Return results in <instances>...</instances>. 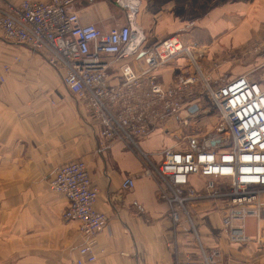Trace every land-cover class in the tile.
<instances>
[{"label": "crops", "instance_id": "crops-1", "mask_svg": "<svg viewBox=\"0 0 264 264\" xmlns=\"http://www.w3.org/2000/svg\"><path fill=\"white\" fill-rule=\"evenodd\" d=\"M153 5L143 3L144 8L137 6L134 12L128 6L129 16L118 0H78L75 8L83 24L105 31L131 24L134 13V27L144 32L148 46L177 37L195 47V65L184 57L159 71L165 86L198 77L195 97L186 105L215 107L200 89L204 79L215 87L241 75L264 79V69L255 71L264 67V0H182L174 5L176 14ZM119 8L125 17L113 18ZM160 10V17L154 18ZM8 65L11 73L0 94V264H70L78 256L86 240L81 225L63 220L68 201L49 187L60 166L77 160L88 165L91 181L100 190L96 208L108 217L96 235L94 264H176L192 255L183 223L175 225L155 180L143 174L140 152L104 137L97 114L66 88L43 53L6 41L0 30V76ZM132 66L141 71L142 58L134 59ZM26 73L47 87L33 107H26L33 95L22 81ZM108 80L120 86L118 64L109 70ZM62 94L76 101V107L49 103ZM133 99L139 97L128 95L129 102ZM179 123L171 117L159 119L146 137L137 139L139 148L147 154L175 146L183 150L184 127ZM152 158L162 161L159 155ZM128 177L135 185L124 190ZM259 252L264 261V248ZM239 255L241 263L245 255Z\"/></svg>", "mask_w": 264, "mask_h": 264}, {"label": "built area", "instance_id": "built-area-1", "mask_svg": "<svg viewBox=\"0 0 264 264\" xmlns=\"http://www.w3.org/2000/svg\"><path fill=\"white\" fill-rule=\"evenodd\" d=\"M77 1L0 0L4 39L43 53L59 71L66 88L97 114L103 136L140 152L143 174L155 180L176 226L190 214L187 205L224 201L229 240L240 245L251 243L245 233V218L255 215L257 241L264 248V79L256 81L241 75L217 87L211 86L209 78L204 79L203 89L219 110L216 131L204 143L189 138L190 146L183 150L175 146L147 154L139 148L137 139L146 137L159 119L171 117L185 127L195 115L190 112L193 106L186 103L195 97L198 77L190 75L176 85L165 86L159 80V71L184 57L195 65L196 48L185 46L177 37L148 46L144 32L134 27L133 20L109 31L92 23L83 24L75 8ZM138 57L143 61L139 72L132 66ZM115 64L122 76L120 86H112L108 80ZM10 72L9 65L3 67L0 94ZM128 95L139 99L129 102ZM118 107L122 108L120 112ZM155 155L162 157L160 163L154 162ZM198 181L204 185L200 187ZM134 185V179L128 177L122 186L127 190ZM49 187L68 201L63 220L79 222L86 237L70 264H94L96 235L107 226L108 217L96 208L100 190L91 181L88 165L80 160L65 163L57 169ZM213 263V257L204 256L176 264Z\"/></svg>", "mask_w": 264, "mask_h": 264}, {"label": "rangeland", "instance_id": "rangeland-1", "mask_svg": "<svg viewBox=\"0 0 264 264\" xmlns=\"http://www.w3.org/2000/svg\"><path fill=\"white\" fill-rule=\"evenodd\" d=\"M178 1L182 2V0H137L136 6H139V10H141L143 3L146 4V2H149L154 5H162L164 8L163 10H168L176 14L174 5ZM154 5L152 7H155ZM124 7L129 16L130 9L128 6ZM120 11L123 12V10L119 8L118 14L114 15L113 18L122 16L125 17V14H122ZM161 12L162 10L158 12V16L153 17L159 18ZM130 19L133 20L134 15H132V17L130 16ZM171 25L172 24H170V26ZM9 67L11 70V66ZM263 69L264 67L260 69L259 65L255 71H263ZM31 74L32 73H26L22 79L24 87L27 89L26 91H28L30 94H33L29 103H26V107H33L34 104L38 102V98L45 96L47 90L46 85L44 83H39V81L35 78L36 76ZM199 84L201 85L200 89L204 91V82L200 81ZM60 86L63 87L62 85ZM211 86H215L213 81ZM206 96H208L207 93ZM64 102L72 105V107H76L77 104L76 101L68 96H66L65 99L63 94L60 97H56V101L53 99L49 100V103L55 107H61V104H64ZM212 103L213 102L210 100V104ZM189 119V125L185 126L183 132L180 134L181 137L184 135L182 143L183 146H186V148L190 146L189 138H193V140L197 143H204L206 137L215 132L217 127L220 125L219 110L217 107H198V111L194 116H190ZM198 185L201 187L204 185V183L201 184V182L198 181ZM262 203L264 204V197L262 199ZM226 204L227 203L224 201H205L200 202L197 205H187V209L190 214H186V216H190L191 220L185 216L183 228L185 229L186 235V247L190 246L189 249L191 250L192 255L186 257L185 259H203L204 256H206L213 257V264H232V262L236 264H264V261H260V244L258 243L257 239L248 245L232 243L229 240L226 233V228L224 226ZM257 224L258 219L255 215H248L245 218V232L246 235L251 239H255L257 236ZM262 227H264V225H262ZM200 243L202 247L200 246ZM253 243H255L256 247L259 245V249L256 248ZM239 254L245 255L241 263L236 259L237 257H240Z\"/></svg>", "mask_w": 264, "mask_h": 264}, {"label": "bare ground", "instance_id": "bare-ground-1", "mask_svg": "<svg viewBox=\"0 0 264 264\" xmlns=\"http://www.w3.org/2000/svg\"><path fill=\"white\" fill-rule=\"evenodd\" d=\"M136 1L137 0H121L120 2H121V4L123 5V6H130L131 8H133V12L135 11V9H136ZM132 15H134V13L132 14ZM132 15H131V17H132Z\"/></svg>", "mask_w": 264, "mask_h": 264}, {"label": "water", "instance_id": "water-1", "mask_svg": "<svg viewBox=\"0 0 264 264\" xmlns=\"http://www.w3.org/2000/svg\"><path fill=\"white\" fill-rule=\"evenodd\" d=\"M198 111V107H192L191 109H190V112L192 113V114H195L196 112ZM213 144H215V143H213Z\"/></svg>", "mask_w": 264, "mask_h": 264}]
</instances>
